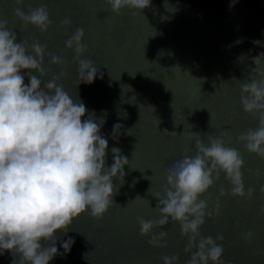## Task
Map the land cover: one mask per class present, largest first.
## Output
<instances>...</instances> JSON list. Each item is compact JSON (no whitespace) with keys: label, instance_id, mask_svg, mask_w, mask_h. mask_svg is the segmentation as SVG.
I'll return each instance as SVG.
<instances>
[{"label":"water","instance_id":"1","mask_svg":"<svg viewBox=\"0 0 264 264\" xmlns=\"http://www.w3.org/2000/svg\"><path fill=\"white\" fill-rule=\"evenodd\" d=\"M28 4H47L52 23L46 33L23 27L15 17L14 9ZM65 17L71 26L60 27ZM0 20L14 29L17 42L26 38L29 44H46L49 53L63 57V66L51 65L45 57V82L63 68L66 75L58 83L97 121L105 120L100 134L108 140L107 166L113 162V147L129 160L123 181L113 180V200L120 206L113 205L99 220L85 213L66 235L58 234L59 254L50 264H163V255L174 254L184 264L187 238L179 224L155 228L167 231V247H153L150 237L139 234L137 220L159 218L153 195H163L166 169L186 149L195 154L193 133L205 141L224 133L221 138L244 158L245 191L255 190L250 199L221 197L219 213L206 217L201 235L224 236L217 241L224 248L223 264H264V215L259 211L264 206V159L236 142L258 124L256 116L242 109L240 85L262 78L254 70L264 68V0H150L141 13L123 9L118 15L105 0H23V5L0 0ZM77 27L85 32L83 58L99 69L91 84L79 85L74 53L64 45ZM117 124L121 127L114 129ZM220 187L231 188L223 174L201 197L208 200V211ZM137 196L146 200L131 203ZM249 231L253 238L245 241L242 234ZM69 237L74 243L65 252L61 243ZM14 259L10 252L0 254V264Z\"/></svg>","mask_w":264,"mask_h":264},{"label":"clouds","instance_id":"2","mask_svg":"<svg viewBox=\"0 0 264 264\" xmlns=\"http://www.w3.org/2000/svg\"><path fill=\"white\" fill-rule=\"evenodd\" d=\"M16 2L23 5V0ZM105 3L118 15L123 9L141 13L150 0ZM14 15L23 27L32 26L41 33H46L52 23L47 4L35 8L31 4L18 6ZM7 23L0 20V254L10 252L17 257L13 264H50L59 254L58 234L66 235L74 221L85 213L99 220L110 207L120 206L113 200L117 192L113 180L123 181L129 160L113 147V162L107 166L108 140L100 134L105 120L97 121L95 113H88L85 104L79 98L73 99L58 83L66 75L63 68L45 82V57H49L51 65L63 66L66 61L49 53L46 44H29L26 38L17 42L16 32ZM71 23V18L65 17L59 26ZM84 36V29L77 27L64 41L78 64L79 85L91 84L99 70L92 60L83 58L87 51ZM255 61L260 62L259 58ZM254 72L262 78L241 83L240 103L246 114L258 118V124L236 137V142L243 144L247 153L264 159V68H255ZM120 127L114 125V129ZM224 135H209L205 141L193 133L195 154H187L186 149L182 158L166 169L163 195H153L158 200L153 210L159 218L137 220L139 234L150 237L147 242L153 247H167V231L154 232L155 228L170 222L179 224L181 235L187 238L184 252L188 259L184 264H223L224 248L217 241H223L224 236L205 237L200 229L206 217L219 213L221 197L250 199L255 192L253 188L245 191L244 158L235 147L226 144L221 138ZM222 174L231 188L226 192L220 187L215 204L208 211L209 202L201 197ZM260 192L264 193V185ZM137 200L146 199L137 196L131 203ZM259 211L264 215V206ZM242 236L251 241L253 233ZM73 243L69 237L61 247L68 252ZM161 259L163 264L180 261L175 254L163 255Z\"/></svg>","mask_w":264,"mask_h":264}]
</instances>
